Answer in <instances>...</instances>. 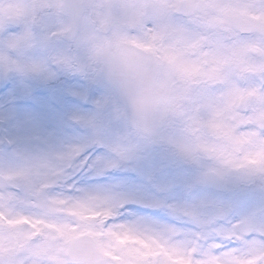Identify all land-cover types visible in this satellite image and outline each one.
<instances>
[{
  "label": "snow or ice",
  "instance_id": "6c2138e0",
  "mask_svg": "<svg viewBox=\"0 0 264 264\" xmlns=\"http://www.w3.org/2000/svg\"><path fill=\"white\" fill-rule=\"evenodd\" d=\"M145 82L167 100L148 118L134 110ZM33 83L52 96L37 97ZM0 94V121L16 128L0 135V227L81 202L193 264L214 255L264 264V162L245 159L264 151V0H8ZM68 95L92 106L59 131L17 118L23 98L56 121L52 102ZM110 169L143 183L88 179Z\"/></svg>",
  "mask_w": 264,
  "mask_h": 264
},
{
  "label": "clouds",
  "instance_id": "9594fccd",
  "mask_svg": "<svg viewBox=\"0 0 264 264\" xmlns=\"http://www.w3.org/2000/svg\"><path fill=\"white\" fill-rule=\"evenodd\" d=\"M8 0H0V6L7 7ZM137 104L134 110H141L144 118L150 117L165 106L166 93L161 92L145 82L136 90ZM75 204H58L56 202L40 211L38 217L26 216L33 223L21 222L13 226L0 227V264H171L163 255L153 258H141L138 242L132 239L121 241L117 235L152 239L134 232L116 228L106 223L107 216H88L83 219L71 215L66 208ZM85 214L105 213L103 208L85 207ZM25 216L17 217L16 220ZM103 221V223H102ZM185 259H195L191 253H177ZM256 257L218 256L201 257L200 264H252Z\"/></svg>",
  "mask_w": 264,
  "mask_h": 264
},
{
  "label": "rangeland",
  "instance_id": "374dc122",
  "mask_svg": "<svg viewBox=\"0 0 264 264\" xmlns=\"http://www.w3.org/2000/svg\"><path fill=\"white\" fill-rule=\"evenodd\" d=\"M242 67L244 70L250 71V70H253L254 66L253 64L249 63V64H243ZM32 91L37 97H40L44 101H47L52 96V90L50 88L40 86L36 83H33ZM92 93L93 95H98V93H95L94 89L92 91L91 89H89L90 96H92ZM252 95H253L252 93L247 94L248 100H250ZM0 96H2V94H0ZM243 96H246V95L238 94V96L235 97V102L238 103L239 99L242 98ZM52 103L54 104L56 108L57 119L59 118L61 119L62 117H64L63 114L70 115L71 112L76 111L78 109L84 110V111L88 110L86 109L87 101L81 100L80 98L71 96V95H68L67 97H65L63 102L60 104H56L55 101H53ZM31 105H32L31 100H26V99L21 98L17 101L15 111L17 113V118L19 120H23L25 116L31 114L35 117L34 127L39 129L41 132L51 131L53 128H56L59 131V128L56 127L54 120H52L47 114H45L43 109L37 108V110H35L33 107L32 108L30 107ZM60 105L62 108L60 107ZM91 106L92 105L89 102L88 104L89 109L91 108ZM5 107L6 106L3 102V99L0 98V114H3V112L5 111ZM14 124H15V121L10 122V123H5L7 128H9V130L12 131V134H15L16 132V128L14 127ZM245 159L247 160L248 163H251V164H258V163L264 162V151H256L253 156L246 155ZM109 172H110V175L106 179L104 177H89L88 179L92 182H100V183L111 182V181L125 182L130 187H135L143 183V178L139 176L135 171L130 170V169H110ZM114 174H121L124 178L122 177L116 178L115 176H113ZM125 174H127L128 176H126ZM162 179H168V177L164 176L162 177ZM169 195L174 198H180L184 195V192H183L182 187L178 185L177 187L173 189L171 193H169ZM56 203L65 204L64 201H56ZM80 203L81 202H78V205L74 207H77L78 210L79 208L83 209L85 207H89V205L86 203H81L82 206H80ZM138 206H143V205H138ZM69 210L72 211V209H68V208L65 209V211H67L71 215L81 217V215L79 216L73 212H70ZM107 214L108 213L106 212L102 213V215H105V216ZM22 218L28 219V217L26 216ZM83 219H87V218H83ZM0 221H3V219L0 218ZM21 222L22 221H17L15 224H19ZM27 223H33V222L28 219ZM114 235H117V238L121 241L132 239L138 242L139 244L140 242L149 243L147 240L139 239L138 237L129 236L127 233H125L124 235H119V234L114 233ZM149 244L151 245V248H152V251L148 252L150 254H145L143 252L144 251L143 247L140 244L142 251L139 249L137 251L139 252V255L141 258L157 257V256L163 255L169 261H171V264H176V263L177 264H193V261L191 259H185L184 256L178 255L177 253H179V251L176 249L165 248L156 240H152V242ZM197 264H200V262H197ZM252 264H255V261H253Z\"/></svg>",
  "mask_w": 264,
  "mask_h": 264
}]
</instances>
